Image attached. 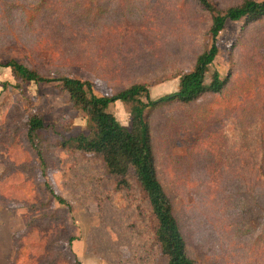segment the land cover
I'll list each match as a JSON object with an SVG mask.
<instances>
[{
    "label": "rangeland",
    "instance_id": "374dc122",
    "mask_svg": "<svg viewBox=\"0 0 264 264\" xmlns=\"http://www.w3.org/2000/svg\"><path fill=\"white\" fill-rule=\"evenodd\" d=\"M211 25L195 0H0V64L88 80L100 96L141 83L157 100L210 47ZM217 41L207 81L217 70L225 90L147 111L158 173L198 264H264V20L228 21ZM0 83V264H168L140 183L119 185L101 157L61 145L88 129L60 84L19 89L2 65ZM130 110L109 107L127 127ZM34 114L48 125L44 167Z\"/></svg>",
    "mask_w": 264,
    "mask_h": 264
},
{
    "label": "trees",
    "instance_id": "16d2710c",
    "mask_svg": "<svg viewBox=\"0 0 264 264\" xmlns=\"http://www.w3.org/2000/svg\"><path fill=\"white\" fill-rule=\"evenodd\" d=\"M212 16L210 47L197 57L192 70L182 73L179 89L165 94L157 100L149 98V88L136 83L111 96H100L94 84L88 80L69 76L45 77L40 72L17 61L5 64L17 81L16 88L22 89L27 82H58L63 91L70 95L73 106L86 114L87 132L63 139L64 148L76 149L101 157L107 173L118 179L119 185H130L135 178L143 188L151 212L156 220V238L168 264H198L189 254L188 241L176 214L175 203L166 191L158 173L157 159L153 144L152 126L148 110H155L167 104L189 105L206 94H220L229 84V77H223L215 70L210 81L207 74L215 62L220 48L218 37L228 21H245V26L264 20V0H244L240 4L221 10L212 0H195ZM4 88L9 82L2 83ZM1 86V83H0ZM2 91L0 90V97ZM146 96L147 100L143 97ZM123 101L131 104V124L124 126L109 111L112 103ZM28 140L35 150L42 167L46 166V148L40 131L46 129L39 114L32 115L28 122ZM264 182V181H263ZM264 184V183H263ZM53 196L62 204L67 201ZM74 240V239H72Z\"/></svg>",
    "mask_w": 264,
    "mask_h": 264
}]
</instances>
